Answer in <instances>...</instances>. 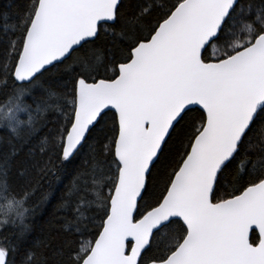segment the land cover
<instances>
[{"label": "snow or ice", "instance_id": "snow-or-ice-1", "mask_svg": "<svg viewBox=\"0 0 264 264\" xmlns=\"http://www.w3.org/2000/svg\"><path fill=\"white\" fill-rule=\"evenodd\" d=\"M10 10L0 264H264V0ZM52 176L56 246L32 226Z\"/></svg>", "mask_w": 264, "mask_h": 264}, {"label": "trees", "instance_id": "trees-1", "mask_svg": "<svg viewBox=\"0 0 264 264\" xmlns=\"http://www.w3.org/2000/svg\"><path fill=\"white\" fill-rule=\"evenodd\" d=\"M25 4L26 0H0V8L10 6L12 19L9 21V26L15 22L17 9L22 12ZM4 135V133H0V138H3ZM86 152L87 146H85L82 154ZM67 183V179L63 176L60 180L52 176L42 186H39V191L36 192L33 202L36 211L32 217L33 236L37 242L46 241L56 246L64 238L59 231L61 228L59 221L64 219L65 210L59 207V201ZM0 219H3V217H0Z\"/></svg>", "mask_w": 264, "mask_h": 264}]
</instances>
